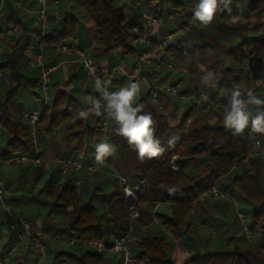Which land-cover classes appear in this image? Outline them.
Masks as SVG:
<instances>
[{"label": "trees", "instance_id": "obj_1", "mask_svg": "<svg viewBox=\"0 0 264 264\" xmlns=\"http://www.w3.org/2000/svg\"><path fill=\"white\" fill-rule=\"evenodd\" d=\"M77 2L95 23L96 37L102 44L103 52L117 51L125 57L137 51V45L132 44V39L145 35V30L140 24L126 20L121 7L115 6L112 0H77ZM168 2L171 8L180 7L175 0ZM263 7L264 0H257L250 5V11L256 12ZM7 22L12 24L10 26L23 27L21 20L14 13L8 17ZM78 26V18L74 14H67L64 26L44 35L41 43L47 48L73 43L72 41L78 36ZM22 41L23 37L19 38L10 56L0 63V70L10 73L16 81V86L8 92L5 102L0 103V129L6 133L3 148L5 157L32 155L36 150L29 128L9 107L10 101L17 96L21 85L26 84L33 89L40 85V80L28 79L18 72V56L31 46L28 41L22 47ZM40 51L41 49H38L35 54ZM167 53L174 62H182L190 58L201 60L205 68L203 76L205 85L215 107H229L236 101L244 102L250 96L254 84L258 81L264 82V39L257 36L242 41L228 51L230 60L237 64L235 68L225 67L220 62L218 48L214 43L197 45L192 50L171 45ZM152 94V90L149 91L132 107L138 109L137 116L151 117L150 136L158 154L140 156L138 147L129 144L126 138L120 135V124L117 121L112 126L110 141V146L116 155L113 165L117 173L122 175L132 188H135L141 179H145L147 183L138 192L137 206L140 217L136 227L148 226L155 217L168 231L178 239H182L184 234L192 230L188 218L193 212L197 199L217 185L221 177L244 166H248V169L233 177L232 186L255 206L252 226L258 225L260 220L264 219V190L260 184L259 161L257 159L245 161V154L248 152L247 140L221 126L216 129L213 138L208 135L207 127L189 129L185 132L186 121L193 110H189L179 124L171 126L167 115L159 105L160 101H153ZM160 99L162 96L159 97ZM247 117V123L252 129H250L251 135L264 139V119H261L259 125L254 124L256 119L264 117V113ZM99 128V95H95L90 102H82L75 95L65 90H58L38 121L37 137L51 138L62 130L65 148L78 154L79 157L76 159L79 161H88L93 158L94 151L86 147V140L91 141L93 134L99 133ZM174 156H177L176 171L171 167ZM106 157L109 159L107 155ZM203 157L208 159L200 161ZM36 173L40 175L42 167H38ZM46 187V196L53 203L50 214L57 210H68V231L59 230L55 233L79 241L108 243L115 235L126 230L129 200L117 178L114 181V189L109 195L97 188L93 194L94 197H101L103 204L109 206L108 213L98 212L96 207L84 201L81 193L73 185L72 176L70 182L62 184L50 181ZM159 201L165 203L167 213H155L151 217L147 210L151 204ZM136 249L135 261L145 260L148 264H173L170 259L172 244L164 233L147 232L136 244ZM102 262V252L83 251L78 254L65 250L58 251L52 261L53 264H102ZM189 263L264 264L252 252L238 249L195 254L186 262Z\"/></svg>", "mask_w": 264, "mask_h": 264}, {"label": "crops", "instance_id": "obj_2", "mask_svg": "<svg viewBox=\"0 0 264 264\" xmlns=\"http://www.w3.org/2000/svg\"><path fill=\"white\" fill-rule=\"evenodd\" d=\"M23 7L19 8L14 1L12 0H0V6L2 5L4 16L1 22V27L4 30L6 27L12 25L7 22L8 17L14 13L22 22L23 27L21 28L20 36H7L4 33L0 39V52L5 53L8 50L7 58L10 56L14 49V45L17 40L23 37L22 47L26 44V42H30L31 46L27 48V50L18 56V72L23 74L28 79H38L40 75V69L38 67L29 68L27 66V62L30 58L35 56V53L38 49H42L45 53V59L47 63L57 65V69L53 74V83L51 85V99L52 102L54 94L58 90H65L76 97H78L82 102H90L95 95H99V111L100 116L105 113V110L108 108V99L107 96L119 91L121 88H128L132 85H135L138 88L137 92V102L140 98H143L149 91L153 89L152 87H159L169 83H175L179 80L184 81V85L182 88L179 89L177 95H161L162 99L159 101V105L163 109V112L167 115L168 123L171 126H175L179 124L183 118V116L189 111L193 110L192 115L187 119L184 131L187 132L189 129H197L199 127H207L208 135L213 138L216 134V129L218 127H224L230 133L244 138H247L251 135L246 126L237 131L236 128L226 122V117L231 112L230 107H215L205 110L201 106L198 101L199 95L204 92L210 95L208 89L205 85L204 80V73L205 68L201 63V60H194V59H187L182 61L181 63L187 66L189 71L187 73H182L180 71L175 70H164L161 71L158 69L156 64L157 53L154 49L149 48L146 43L141 41L140 38L146 36L152 37H161L165 33L173 32L171 27L174 28L176 25L186 24L191 20H194L195 28L192 31H189L184 34H176L171 42V45L181 46L188 50H192L197 45H203L206 43H214L216 44L219 52V59L220 58V49L222 47V51L228 57V51L235 45L240 44L244 40H250L255 38V28L258 25L259 18L262 13L255 14L251 12V15L246 18L245 28L243 29L242 33L238 32L235 35H238L239 38H245L249 35V32H253V38L250 39H243L237 44L231 45L232 41L224 32H229L234 30L231 25L226 24H219L220 31V43L219 42H212L210 41L211 34L214 32L212 30H216L211 28L212 21L208 23H202L199 19L196 18V7L200 5L201 0H175L180 4L178 8H171L170 3L168 0H112L115 6L121 7L125 14L126 20H131L135 23L140 24L144 30L145 35L139 37H133L132 44L137 45L142 43L143 46L139 49L140 51L131 53L122 57L118 52V56H115L114 51L105 53L103 52L102 44L96 37V26L93 20L87 15L81 12V19L82 22L80 23L79 17L70 11L71 7H74L72 1H75L78 4L77 0H55L57 5L52 6L50 3L48 5V9L50 11L57 10L58 8L61 9L60 12L62 13V17L60 19L59 26H52L49 29H46L44 32L40 27V23L38 21V10L40 8V4L33 0H19ZM52 1V0H50ZM145 3V7L139 9V6L142 2ZM218 1V0H217ZM227 2H236L237 0H226ZM254 2V0L250 3V5ZM79 5V4H78ZM249 5V8H250ZM61 7V8H60ZM58 9V10H59ZM145 12H152L153 14L157 15L162 23L161 25H152L149 26L146 24L143 14ZM173 12H177V15L174 18H171V14ZM254 13V14H252ZM67 14H74L79 21L78 26V36L76 40L72 41L73 43H77L83 46L86 50H88L91 55L95 58L98 62L100 67V83H95L91 79H89L83 70V67L79 62H77L73 57L63 58L58 53H56L53 48H47L42 45L41 38L50 33L52 30L56 28H62L64 26L65 17ZM87 15V16H86ZM231 23H237V17L232 15L230 19ZM235 40V38H234ZM224 41V42H223ZM229 42V43H228ZM169 48V47H168ZM6 49V50H5ZM168 50V49H167ZM23 57V66H20V57ZM169 57V56H168ZM230 59V58H229ZM123 60V62H122ZM3 61H0V63ZM176 62V61H175ZM222 63V62H221ZM223 64V63H222ZM119 66L115 70V68ZM138 67V71H136ZM138 73V77H135ZM6 74V73H5ZM4 74V75H5ZM113 74L115 76V81L113 83L110 82V75ZM12 77V76H11ZM3 78V77H2ZM13 79V78H12ZM2 80V79H1ZM0 80V83H1ZM14 80V79H13ZM15 81V80H14ZM16 82V81H15ZM262 81L256 82L254 85H258V83ZM16 86V85H15ZM23 87L30 88L35 92V90H39L38 93H35L36 99L41 102V106H34L30 109H39L42 112L45 110L46 106L43 103V99L40 95V85L35 89L29 87L26 84L21 85L17 96H15L9 103L10 110L16 114L19 112L18 116H22L23 112L26 110V107L23 103L16 101L19 97L20 90ZM255 87V86H254ZM13 88V87H12ZM11 88V89H12ZM10 89V90H11ZM9 90V91H10ZM258 91V88L256 89ZM8 91V92H9ZM7 92V94H8ZM91 94L90 98H86V94ZM6 97L3 101L0 100V103H4ZM49 101L48 105L51 104ZM115 119L112 118L111 124L115 123ZM41 142L43 143V150H40V156L43 160V163L39 166H32L28 164H22V168L26 169H34L38 167H42V172H46L49 167V161L46 160L47 158L53 156L55 162L59 157H72L77 158L78 156H69L65 152H63V132L62 130L57 133V135L43 139L40 138ZM91 142H97L99 144V133L95 132L93 134ZM96 145V148L98 146ZM1 147V144H0ZM96 148L92 149L94 151ZM5 158L4 151L0 155V159L2 160ZM264 160V158H260ZM4 162L0 161V164ZM107 167V166H106ZM106 167L102 172H97L94 177L87 182L85 185L94 184V188L98 184H104L107 181V176L109 174ZM109 167V166H108ZM233 171L224 177H221L218 181L217 186L224 190H235L232 186L233 177L231 176ZM8 183V182H7ZM83 188V187H82ZM93 188V190H94ZM96 189V188H95ZM114 189V187H113ZM82 190V189H81ZM113 191V190H112ZM111 191V192H112ZM82 192V191H81ZM226 201V200H222ZM8 203L10 209L15 212L19 213V208L21 202L16 199V197L12 194L9 199ZM214 199L207 198L205 200H199L195 202V207L193 209L194 214L198 217L197 221L194 223V227H192L191 232H189L188 238L193 240L194 247L193 249L187 248L188 246L184 242L183 238L180 239V244L177 246L174 244V247L170 253V259L173 264H186L187 260L190 259L193 255L199 254L197 251L199 247L195 244L196 241L202 246L204 245L205 238L213 240L217 238L219 234V230L216 226V220L221 221V219L226 218L228 215L229 208L227 206H222ZM233 205L231 202H229ZM229 207H232L230 206ZM158 207H166L165 205H158L157 203L151 204L149 209L147 210L151 217L154 216ZM11 222V217L9 214L4 212L0 208V233H2V241L0 243L1 248V255L5 254L10 247L16 243V238L14 235L13 230L10 229L9 225ZM237 222V217H236ZM202 224V226H200ZM192 225V224H191ZM34 230L36 232L35 224L33 223ZM250 229L252 230V235L248 238L245 232L239 229V232L236 235H228L227 237L222 236L220 238V248L223 251H230V250H240V251H248L252 252L253 254L257 255L262 262L264 263V232L257 229L258 225L255 227L248 224ZM239 227V226H238ZM264 227V225L262 226ZM144 228V234L147 232H151L154 234L162 233L161 228L159 225L150 223L148 226L138 227V229ZM209 228H213L216 233L215 235H211L209 232ZM48 229L45 230V234L47 235ZM39 234L38 232H36ZM33 245L31 242H23L17 250L11 255V260L14 264H35L36 254L34 255L35 258L33 262H30V246ZM213 246V245H212ZM35 253L37 252L36 248ZM187 249V251H186ZM189 249V250H188ZM193 250V251H192ZM216 251V250H212ZM197 252V253H195ZM211 252V251H209ZM137 253L136 247L133 248V257ZM106 259V257H108ZM135 260V257H134ZM138 262V261H135ZM145 260L139 262V264H146ZM48 264V263H46ZM49 264H53L52 262ZM102 264H119V259L117 256L103 252V262ZM148 264V263H147Z\"/></svg>", "mask_w": 264, "mask_h": 264}, {"label": "built area", "instance_id": "obj_3", "mask_svg": "<svg viewBox=\"0 0 264 264\" xmlns=\"http://www.w3.org/2000/svg\"><path fill=\"white\" fill-rule=\"evenodd\" d=\"M15 4L21 8L23 7L22 3L19 0H12ZM40 4L38 10V21L40 27L44 32L46 29L51 28L52 26H59L62 13L59 10L50 11L48 9L49 3L52 6H56L57 3L55 0H33ZM198 6L196 7V11ZM177 15V12L171 14V18ZM4 12L2 5L0 6V39L4 33L7 36H20L21 28L19 25L8 26L4 30L1 27V22L3 20ZM145 22L147 25H161L164 23L161 19L153 14L152 12H145L143 14ZM195 28L194 20L186 24L176 25L173 32H168L162 35L161 37H152L146 36L140 38L141 41L147 44L149 48L154 49L157 53L156 64L159 70H175L182 73H187L189 69L187 66L181 62H174L168 57L167 49L171 44L174 36L176 34H184L189 31H192ZM255 34L258 38L264 39V16L259 18L258 25L255 28ZM53 50L58 53L63 58L73 57L77 62L81 64L85 75L95 83H100V67L95 58L91 53L86 50L83 46L77 43H65L53 47ZM123 62V60H122ZM29 68L38 67L40 69V95L43 99L45 106L48 105L51 99V85L53 83V74L57 69V65L50 64L46 62L45 53L41 49L40 52L35 54L34 57L30 58L27 62ZM119 68L117 66L115 70ZM138 67L136 71H138ZM4 72L0 70V80L4 76ZM135 77H138V73ZM113 74L110 75V81L115 80ZM184 85L183 80H179L175 83H169L163 86L155 87L153 86L152 99L155 102H159V97L161 95H177L179 89ZM258 91L251 92L248 100H254ZM91 94L87 93L86 98H90ZM199 103L203 109L208 110L213 107L210 95L202 92L198 98ZM244 110L246 109V104H242ZM42 110L39 109H30L23 112L21 119L24 125H26L34 143L36 144V150L32 155H18L14 157H5L0 161L6 164H28L32 166H39L43 163V160L40 156V152L37 148V124L42 115ZM112 116L110 115L109 109L105 110V113L100 116V128H99V144H108L110 146L111 136H112ZM248 152L245 154V161H250L252 159L264 158V139L250 135L247 138ZM97 148L94 150V156L88 161H79L76 158L72 157H59L56 160L58 173L62 176H72L73 185L78 192L81 191L82 187L87 183L88 180L94 177L97 172H102L108 165V160L106 153H101ZM111 147V146H110ZM173 170H178V166L175 164V161H172L171 165ZM139 176H142L141 173H138ZM115 177L121 183L122 189L124 190L126 198L129 200L128 206V225L125 231L115 235L111 241L107 242H98V241H79L75 238L66 237V240L70 244H75L79 242L82 247L89 246L93 247L97 252H106L112 255H115L119 259V264H133L135 262L133 257V248L134 246L141 241L144 236V228L138 229L136 227L137 220L140 217V211L137 206L138 201V192L141 187L146 186V180L141 179L135 188H132L126 179L116 173ZM12 195L11 187L8 185L7 181L3 177V173L0 170V208L9 214L11 217L10 229L13 230L16 243H14L10 249L3 255L0 253V264H14L11 260V255L17 250L19 245L23 242H31L36 248V260L35 264H46L49 259L48 246L37 236L33 223L25 216L13 212L8 203L9 197ZM207 198H219L221 200L230 201L233 205L236 206V200L233 195L227 190L221 189L219 186L215 185L209 190L204 192L198 199L205 200ZM158 205H165L164 202H157ZM237 222L241 229L245 232L248 238L252 235V230L246 223V216L243 212L237 211ZM153 224L159 225L162 230V233L171 237L175 245H179V239L171 232L168 231L163 224L157 219L153 218ZM202 226V224H200ZM261 231L264 232V227L261 228ZM211 235H215L216 231L213 228H209ZM54 240H59L62 238V235L54 234L52 235ZM2 241V233H0V243ZM1 251V248H0Z\"/></svg>", "mask_w": 264, "mask_h": 264}, {"label": "rangeland", "instance_id": "obj_4", "mask_svg": "<svg viewBox=\"0 0 264 264\" xmlns=\"http://www.w3.org/2000/svg\"><path fill=\"white\" fill-rule=\"evenodd\" d=\"M252 1L253 0H237L236 2L229 3L226 0H218L217 5H216L215 14L213 18L211 19L212 21L211 28L216 29V30H212L214 32L211 34V36H209L210 41L212 42L217 41L220 43L219 36H220V32L222 31L221 29L223 28H221L220 29L221 31H220L219 24H222V23L226 25L229 24L234 28V30H231L229 34L227 32H224L227 35H229V38L232 42L231 43L228 42V43L231 45L237 44L243 39L253 38L254 33L251 31L249 32V35L246 36L245 38L237 37L239 33L240 32L242 33L243 29L245 28L244 21L246 20L248 16L251 15L249 5ZM255 1L257 0H254V2ZM72 2H74L73 3L74 7H71L70 11L76 14L79 17V19H81L80 17L81 15L79 14H81V12L84 13V11L80 8L78 4L75 3V1H72ZM145 3H146L145 1L142 2L141 5L139 6V9L144 8ZM60 10L61 9H59V11ZM254 13L255 14L262 13V15H264V7L257 10ZM232 15H235L237 17V20H238L237 23L233 24L230 22ZM81 22H82V19L80 20V23ZM174 29L175 28L172 26L171 30H174ZM237 32H238V35H235V33ZM142 46H143L142 43L137 44L138 51H140L139 49ZM219 51H220L221 62L223 63L225 67H232V68L237 67L236 63H234L232 60L226 57V55L222 51V47ZM7 54H8V50H6L5 53L0 52V61H5L7 59ZM114 54L115 56H118L117 51H114ZM19 59H20V66L22 67L24 59L22 56ZM15 85H16V82L12 79L10 73H6L3 76L1 83H0V100L1 101L5 99L7 92ZM254 86L255 87H253L252 92L256 91V89L258 88V93L255 96L254 100L264 101V82L263 83L259 82L257 86L256 85ZM38 92L39 90H35V92H33V90H31L30 88L23 87L20 90L19 97L17 98L16 101L23 103L26 109H30L34 106H38L39 108L41 106L40 105L41 102H39V100H37L35 96V93H38ZM254 100L247 99L244 102H242V104H246V109L244 111L247 116H251L254 114H258V113H264V103L256 104L252 102ZM232 106H229L231 110H232ZM16 114L19 115V112H17ZM246 128H248L249 131L252 133L251 131L252 129L249 127L248 123L246 124ZM5 142H6V133L3 129H0V144H1L0 155L4 151L3 148L5 146ZM97 144H98L97 142H91L88 139L86 140V147L89 150L96 148ZM37 148H39L40 150L44 149L43 143L41 142V139L39 137H37ZM62 148H63V152H65L67 155L78 156V154H76L75 152L68 151L65 148V146ZM106 155L109 157V159H107L108 165L106 167L108 171L107 174L109 175L107 176V181L104 184H98L95 186V188L102 190L106 195H109L111 191L113 190L114 181L116 179L115 174L117 173L113 165V160H114V157L116 156L114 149L110 153H106ZM52 157L53 156L46 159L50 162L49 163L50 168L46 172H42L40 175H37L38 173H36L37 168H34V169L25 168L24 169L22 168V164H18V163L0 164V170L3 173V177L8 182V185L11 187L12 194L16 197V199H18L21 202V204H19L20 205L19 214L27 217L32 223L35 224L36 232L39 233V234L36 233L37 236L48 246V253H49V259L47 260L48 264L53 261L55 255L60 250H65V251L74 252L78 254L83 251H93V252L96 251L93 247H89V246L82 247V245L79 242H76L75 244H70L66 240L65 235H62L61 233H55V232H58L59 230H61V232L63 230L66 232L68 231L67 229L69 226L68 224L69 218L67 215L68 210L67 209L57 210V211H54L52 214H50L53 203L50 200H48L46 196V189H47L46 186H47V183L50 181H54L56 183H62V184L65 182H70L71 177L68 175L62 176L58 173L57 163ZM176 158L177 156H174L172 158V161L173 160L175 161ZM206 159L208 158L203 157L200 159V161H205ZM257 160L260 163V171H259L260 184H261L262 189L264 190V160H261L260 158H257ZM247 169H248V166L238 168L233 171L231 176L234 177L237 174H241L244 170H247ZM90 180H88L87 182H89ZM93 188H94L93 183L91 185H84L81 190L82 192L80 191L82 198L89 205L96 207L98 212L108 213L109 206L103 204L101 197H94L93 194H94L95 188L94 190ZM227 191L230 192L231 195H233L237 204L235 206V205H231L229 203L230 201H222L219 198H211L218 202H221L220 204L222 206L224 205L227 206V208H229V211H228V215L226 218L221 219V221L216 220V226L219 230V234L217 235L216 239L210 240L208 238L207 239L205 238L204 245L202 246L199 244L198 241H196L195 244L199 247V250L197 251L199 254H205L212 250L223 251L220 248V238L222 236L227 237L228 235H231V236L236 235V233L239 232L240 226L238 222H236L237 211H241L245 214L247 224L251 225L254 220L253 214H254L255 206L251 202H249L245 197H243L238 191L236 190H233V191L227 190ZM229 204L232 207H229ZM158 208L159 210H157V212L167 213L166 207H158ZM194 213L195 212H192L190 217L188 218V221L192 224V227H194V223L198 219V217ZM263 220L264 219H261L260 222L258 223L257 229L260 231H261L262 226L264 225ZM47 229H48L47 233L49 235L45 234V230ZM54 234L62 235V238L59 240H54L52 238V235ZM167 237H168V240L171 242L172 248H173L174 244L172 242V238L169 236ZM182 238L184 242L186 243V245L188 246L187 248H189L190 250L193 249L192 248L194 247L193 240L189 239L187 234H184ZM134 247H136V245ZM29 252H30V262L32 263L33 259L35 258L34 255L36 254L33 245L30 246ZM108 258L109 256L106 257V259ZM188 261L189 259L187 260V262ZM133 264H139V262H134Z\"/></svg>", "mask_w": 264, "mask_h": 264}, {"label": "clouds", "instance_id": "obj_5", "mask_svg": "<svg viewBox=\"0 0 264 264\" xmlns=\"http://www.w3.org/2000/svg\"><path fill=\"white\" fill-rule=\"evenodd\" d=\"M217 0H201L196 11V18L202 23H208L213 18L216 11ZM138 88L132 85L128 88H121L107 96L108 109L110 115L120 124L119 133L126 138L129 144H135L138 147L140 156H156L158 150L154 146L150 136V126L152 119L149 115L137 116L138 109L132 107L137 99ZM253 103L260 104L264 101L254 100ZM83 115V114H82ZM261 119L258 118L254 124L259 125ZM248 117L244 111L242 102L233 103L232 110L226 117V122L242 130L247 124ZM101 153H110L113 149L104 143L98 146Z\"/></svg>", "mask_w": 264, "mask_h": 264}]
</instances>
